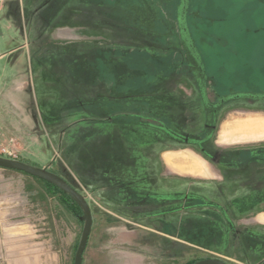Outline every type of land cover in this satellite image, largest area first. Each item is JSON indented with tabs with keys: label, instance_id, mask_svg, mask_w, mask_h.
<instances>
[{
	"label": "rangeland",
	"instance_id": "obj_1",
	"mask_svg": "<svg viewBox=\"0 0 264 264\" xmlns=\"http://www.w3.org/2000/svg\"><path fill=\"white\" fill-rule=\"evenodd\" d=\"M199 1L210 14L225 10L212 0ZM242 1L231 6L235 13L241 10L234 20L206 30L195 12L190 26L194 33L188 37L197 47L202 43L203 50L235 54L225 70L214 65L221 73L239 75V81L221 78L230 84L231 96L213 110L203 95L202 70L188 53L185 20L169 12L160 17L155 0H0V156L46 168L85 195L93 226L84 264H188L205 258L264 264V227L252 218L264 211V157L257 158L256 150L248 161L239 160L243 148L264 142L217 147L203 144V135L179 133L183 125L192 128L205 120L215 123L207 132L217 138L227 118L264 111V0ZM242 30L260 37L244 55L236 40L244 37ZM207 35L218 45L209 46ZM163 55L177 60L174 69L157 66ZM156 68L160 74L154 77ZM162 80L172 81L167 96L153 89ZM239 84L253 97L231 88ZM213 87H207L211 104L221 99ZM103 120L173 129L186 138L183 147L190 142L206 147L202 152L208 158L218 154L222 178H170L167 188L163 168V175L154 172L150 178L154 187L139 181L128 206L118 204L111 198L113 188L128 191L130 174L121 178L113 169L103 179L96 155L93 165L81 166L90 163L83 141L98 134ZM109 178L116 180L105 192L97 182ZM122 206L130 211H120ZM84 224V216H73L41 180L0 167V264H18L23 256L25 264H75Z\"/></svg>",
	"mask_w": 264,
	"mask_h": 264
},
{
	"label": "crops",
	"instance_id": "obj_2",
	"mask_svg": "<svg viewBox=\"0 0 264 264\" xmlns=\"http://www.w3.org/2000/svg\"><path fill=\"white\" fill-rule=\"evenodd\" d=\"M170 82L172 81L162 80L159 82V84L153 83L152 85H155L153 89L160 91V94L162 91L163 96H167L166 94H169L168 92L172 90L168 87L171 86ZM174 91L175 89H173V92ZM175 96L179 99H183L181 95L177 94L176 92ZM183 107L186 108L187 106ZM177 110H179V108H177ZM237 114L240 115L234 116L233 118L229 117L222 123L217 138L207 135V121L205 120L197 121L200 122L199 126L198 123H196L197 126L196 124H193L192 128H187L185 127L186 125H183V128L179 130V133L184 136H187L188 134L192 135L193 133L194 135H203L204 138L207 139L208 143L211 142L217 147H224L232 144L264 142V132H258L255 130L251 131V128L249 127L250 124L255 127L259 124L264 125V112H241ZM177 118L180 119V117ZM182 119L183 118L181 117V120ZM103 121V124L99 123L97 125V127L99 126V128H97L98 134L87 137V139L83 141L82 150H87L84 157L86 158L87 155V161L90 163H85V160L82 162L83 164H81V166L83 168H87L93 165L91 158L92 156L96 155L97 160H93L96 161L98 174L104 176L103 179L108 176L106 175L108 171L113 169H115L116 173H121L120 177L130 174L129 184L130 182L132 183V181L133 184H127V189L131 187L128 191L123 192V187L121 188L114 186L115 188H113L112 186L114 193L111 198H113L114 202H127L125 206H128L127 204L130 203V201L127 200L129 195L134 194L133 192L138 190L136 189V187L138 188L136 183L139 181L146 182V187L149 188L150 185L154 187V172H156L157 175L160 173L163 175V168L169 177L165 182L167 188L170 186V178L175 179V181H181L187 177L209 180H217L222 178L221 171L215 164L219 158L218 154L215 157L208 158L202 153L198 152L196 148H194L195 146H192V144L186 143L183 147L182 141L186 140V138L181 140L180 137H177L176 131L173 129H169L164 125L154 127L147 124L143 126L136 124L137 126H134L132 123H130V126H125L121 122L119 124L113 123L112 125L106 120ZM185 122L186 121H183V123ZM101 125H104L105 127L102 129ZM107 126H111V129L107 128ZM119 126L120 128H118ZM135 133H137V136ZM177 139H179L181 143L177 141ZM170 142L178 144L179 147H170ZM221 152L220 156L222 155ZM123 156L126 157L123 158ZM257 158L263 159V156L260 157L257 155ZM232 159L236 160L237 158L232 156ZM155 163L156 170H154ZM90 179H92V181L96 180L94 178ZM103 179L99 180L97 183L103 185V190L107 192L109 189H111V186L109 185L110 181H115L116 179ZM101 182L105 184H102ZM157 182H159V180ZM163 186L164 184L162 182V186L160 187ZM147 190L148 189L146 188L145 191ZM140 191L141 190H139L138 193L142 195L143 193ZM257 192H259V190H257ZM102 196L107 198L109 194H102ZM125 206H122L123 208L120 207V211H126L127 207ZM129 211L130 210L128 209L126 212ZM253 214L254 216L252 218H254V220L259 224H257L258 226L263 228L264 211H257ZM254 228L256 227H251L252 230ZM257 230L259 231L260 228H257ZM21 259L19 257L18 262L20 263L21 261V264H25V256H23ZM2 261L3 260L0 259V262Z\"/></svg>",
	"mask_w": 264,
	"mask_h": 264
},
{
	"label": "trees",
	"instance_id": "obj_3",
	"mask_svg": "<svg viewBox=\"0 0 264 264\" xmlns=\"http://www.w3.org/2000/svg\"><path fill=\"white\" fill-rule=\"evenodd\" d=\"M156 1V5L160 6V8L158 9V13L160 14V17L166 16L167 12L170 13L171 17L175 20H185V25H182V32L185 33V39L187 41V47H188V53L191 54V56L194 57V59L198 62L199 64V68L202 70L203 73V78H202V89H203V95L206 99V105H210L209 107H211L213 110L216 109V107L219 106V103H222L223 100H227L229 98V96H231V94L227 93L230 90V84L229 83H225L222 82L221 78H225L229 81H232V79L234 80V82H238V77L239 75L235 76L233 73L225 72L223 71L222 73L220 72V70H216L214 65H219L220 69L225 70L227 67V63L228 60L231 59V57L233 55H235L234 53L230 52V54H225V53H218L217 51L213 52L215 50V47H211L208 50H203V45L202 43L200 45H198V47L196 45L193 44V42L189 39L190 34L192 33L193 30L190 29V26H193V20L197 19L195 18V12H199L201 14V17L198 18V21L200 23H204L201 24L203 28H205L206 30L211 29V27H214L215 25H219L220 23H227L229 20H234L237 16L241 15V10H239L238 12L235 13V11L233 12V10L231 9V6H237V3L234 2H239V3H243L242 0H212L213 2H216L218 6L222 5L224 7V11H220V12H215L214 14H210L209 11H207L206 9H204L200 4L201 3L199 0H155ZM112 2V1H111ZM110 2V3H111ZM183 5H185V9L183 8ZM196 6V8H195ZM205 6V5H204ZM235 8V7H234ZM184 13V15L182 17H180V15H182L181 13ZM233 12V13H232ZM157 13V15H158ZM186 13V15H185ZM182 18V19H181ZM192 18V19H191ZM214 25V26H213ZM237 31L241 32L240 30L237 29ZM244 37L241 38L240 36H238L239 38H237V43H238V50L240 51V54L244 55V51L248 50L249 47L254 46L255 43V39H256V44H259V40L257 38H260L258 35H254L253 36L251 34H248L247 31L242 30ZM194 33V31H193ZM238 33V32H237ZM189 34V37H188ZM262 38V36H261ZM208 40V44L209 46L212 45H218V41L214 40L211 36L207 35L206 38ZM215 41V42H213ZM221 49L225 47H223V45H220ZM214 48V49H213ZM217 49V47H216ZM135 53H139V51H133V54ZM147 54V53H146ZM164 56V55H163ZM161 56V62L163 60H167L166 63H164L161 66V62L157 61V66L160 67H166V66H170L171 69H174L175 66L177 65V60L172 59L174 57H166ZM170 56V55H169ZM167 58V59H165ZM170 58V59H169ZM228 59V60H227ZM180 60V59H179ZM186 63H188V61H185ZM178 63H180L178 61ZM240 65V63H239ZM238 70H244L245 68L242 67H238ZM236 71V69H234ZM233 71V70H232ZM146 74H148V70L145 71ZM160 74V72L158 71V68H156L153 71L152 76L157 77ZM149 75L151 76V74L149 73ZM207 76V77H205ZM147 84L149 83L148 80ZM207 81V83H206ZM213 82V84H210V82ZM246 83V82H245ZM251 83V82H250ZM248 84L246 86H248V88L251 86V84ZM215 89V91L218 93V96L221 97L220 100H212L214 101V103H210V100L208 98V92H207V87L211 86ZM242 85L243 84H239L238 85H233L231 88H233V90L235 92H238L237 94H249L248 91H246V89H242ZM148 88V87H147ZM206 91V92H205ZM264 92V91H263ZM251 93V92H250ZM218 105V106H217ZM247 151L241 152L242 158L245 159H251L252 157H249V154H247ZM204 155V154H203ZM14 170V169H13ZM19 171V170H17ZM23 172V171H21ZM25 173V172H24ZM35 177V176H34ZM39 180H41L49 190L53 191L56 195H58L62 201V203L67 207V209L73 214V216L82 219V216H84V211L82 209V207L79 205V203L68 193H66L65 191H63L61 188H59L58 186H56L55 184L46 181L44 179L35 177ZM78 244L76 246V250L78 249ZM87 250V248H86ZM85 250V252H86ZM85 252L83 254V264H84V255ZM196 261L190 262L188 264H193Z\"/></svg>",
	"mask_w": 264,
	"mask_h": 264
},
{
	"label": "water",
	"instance_id": "obj_4",
	"mask_svg": "<svg viewBox=\"0 0 264 264\" xmlns=\"http://www.w3.org/2000/svg\"><path fill=\"white\" fill-rule=\"evenodd\" d=\"M0 58H1V54H0ZM0 167L23 171L27 174L49 181L55 184L56 186H58L59 188H61L66 193L70 194L79 203V205L82 207L84 211L85 224L75 257V264H83V254L87 248L93 226L92 209L85 195L79 192L71 183H69L62 176L46 168H41L21 160L6 158L2 156H0ZM193 264H230V263L220 258H205L198 260Z\"/></svg>",
	"mask_w": 264,
	"mask_h": 264
},
{
	"label": "flooded vegetation",
	"instance_id": "obj_5",
	"mask_svg": "<svg viewBox=\"0 0 264 264\" xmlns=\"http://www.w3.org/2000/svg\"><path fill=\"white\" fill-rule=\"evenodd\" d=\"M244 97H247V98L249 99V97H253V95L250 96L249 94H245ZM216 112H217V110L214 112V113H215L214 116H216ZM248 112H256V111H248ZM258 112H264V111H258ZM212 126H215V123H214V125H210L209 123H207V131H208L209 128L211 129ZM208 127H209V128H208ZM215 127H216V126H215ZM209 133H210V132H207V135H210ZM188 143L190 144V142H188ZM206 143H207V139L204 138L203 144H206ZM203 144H202V145H203ZM194 148H195V147H194ZM206 149H207L206 147L196 148V150H197L198 152L202 153V154H203L202 150H206ZM207 150H208V149H207ZM256 150L258 151V154H257V155H259L260 157H261V156L264 157V143H262V146H261V147L259 146V148H256V149H254V148H252V147L243 148L241 152L247 151V152H248L247 154H249V157H252L253 155H255ZM215 156H216V155H214L213 157H215ZM240 156H241L240 159H239L240 161L245 162V161H248V160H249V159L242 158V155H241V154H240ZM218 159H219V158H218Z\"/></svg>",
	"mask_w": 264,
	"mask_h": 264
},
{
	"label": "bare ground",
	"instance_id": "obj_6",
	"mask_svg": "<svg viewBox=\"0 0 264 264\" xmlns=\"http://www.w3.org/2000/svg\"><path fill=\"white\" fill-rule=\"evenodd\" d=\"M243 120V119H242ZM246 121V120H245ZM251 129V131H258V132H260V131H263L264 132V125H261V124H259L258 126H252L251 124H250V126H249Z\"/></svg>",
	"mask_w": 264,
	"mask_h": 264
}]
</instances>
